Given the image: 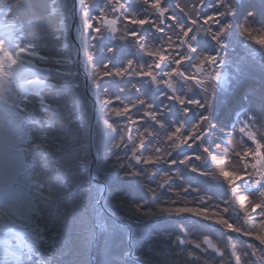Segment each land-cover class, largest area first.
Segmentation results:
<instances>
[{
  "label": "snow or ice",
  "instance_id": "1",
  "mask_svg": "<svg viewBox=\"0 0 264 264\" xmlns=\"http://www.w3.org/2000/svg\"><path fill=\"white\" fill-rule=\"evenodd\" d=\"M23 3L0 0V264H64L53 249L68 224L60 208L74 194L73 176L88 184L75 264H101L90 256L101 236L169 217L208 222L220 238L154 235L163 251H148L157 259L130 251L113 258L105 246L102 264H178L181 257L196 264H264V108L252 111L256 89L244 87L253 64L264 71V0H51L44 19L55 21L60 33L53 35L62 42L55 56L27 39L15 15ZM237 47L245 54L229 60ZM99 52L108 59L97 63ZM116 81L121 94L135 98L113 96L108 85ZM53 88L70 94H42ZM81 90L91 99H78ZM229 90L238 102L225 122L216 100ZM65 95L67 103H54ZM49 113L76 123L83 139L67 140ZM74 146L83 153L78 166H53ZM16 153L31 162L20 156L11 163ZM113 178L159 203L130 201ZM17 197L30 207L19 221L9 211ZM49 240L50 259L41 260Z\"/></svg>",
  "mask_w": 264,
  "mask_h": 264
},
{
  "label": "trees",
  "instance_id": "2",
  "mask_svg": "<svg viewBox=\"0 0 264 264\" xmlns=\"http://www.w3.org/2000/svg\"><path fill=\"white\" fill-rule=\"evenodd\" d=\"M62 3L63 0H60ZM181 3H187L188 0H180ZM51 4V0H25V3L21 4V6L16 9L15 15L18 20L26 25L25 31L27 34V39L33 40L36 44L40 46V51L44 55L55 56L57 54V49L61 46V41H56L53 39L54 34H60L58 28L56 27V22H49L44 19V16L47 14L49 7ZM35 21L29 24V21ZM70 24V21H69ZM67 39L71 44L73 43V36L71 34L70 27L67 30ZM26 42V41H23ZM130 47V46H129ZM134 51L131 49H125V54ZM245 53L240 47H237L235 51L229 50L228 59L233 60ZM108 59L107 54L104 52L97 53V63L100 61H106ZM113 63L116 64L117 67L121 65V60L119 57L113 60ZM52 66L54 65H46ZM75 71L76 69L73 67L72 69ZM234 70V66L233 69ZM225 71H229V69H225ZM54 78H56V73L52 74ZM59 79H67L71 81L69 77H59ZM111 79V78H106ZM121 86V82H110L108 88L110 93L113 96L116 95H124L126 101L132 100L135 98V93L121 94L119 92V87ZM253 87L256 89V92L252 98V111L256 112L257 115L260 114L262 108H264V96L261 95L264 92V71H261L259 67V63L253 64V66L249 69L247 80L245 81L244 87ZM243 90V89H241ZM59 93H69V89L64 88H53L51 90H46L42 94L46 97H55ZM70 94V93H69ZM78 99L88 100L90 99L89 95L83 93L81 90L80 97ZM68 96H60L58 99L54 100V103H59L61 105L67 103ZM238 102V95L232 90L228 92H221L217 96L216 105H217V113L219 117L227 122L232 118V110L236 107ZM80 105L77 103L76 112L80 114ZM135 111V110H134ZM51 120L55 122V129L59 130L61 127L64 128L63 135L67 140L70 141H80L83 139L82 132L76 123L68 124L66 120L60 119L57 117L55 113H49ZM87 123V118H85V124ZM18 147H19V137H18ZM55 151V149L53 150ZM20 156L24 157L25 162H31L27 155L24 153H16L15 157L10 161L18 163V159ZM83 153L78 147H72L64 152L57 155L53 160V166L59 165L62 169L74 168L79 165L80 160L82 159ZM14 163V164H15ZM31 175L35 176L37 173L33 172ZM41 178L47 177V170L44 173H39ZM163 175V173H161ZM159 177L154 178L158 179ZM52 182L55 183V177H52ZM71 183L74 188V194L71 198L66 201V205L62 204L60 208V215L64 216L67 221V227L62 230V234L60 238L55 241V246L53 250L59 249L62 253L60 259L64 261V264H75V261L80 258L81 247H80V239L78 236V232L80 231L79 226V215L82 213L83 204L81 202V197L86 196V189L88 188V184L84 177L81 176H73L70 178ZM150 183L155 186L154 181ZM203 184V182H199ZM180 182H177L174 187H179ZM112 185L117 191L127 192L128 199L132 202H141L147 200L150 204L159 203V201H153L150 196H148L146 191L138 190L137 186L129 185V184H120L115 181V178L112 179ZM202 187H204L202 185ZM210 191H215V189H210ZM216 194H222V190L216 192ZM168 193L162 194V196L166 197ZM195 194H188L190 206H193L196 202L192 199ZM86 202V201H85ZM65 206L67 207V211L65 212ZM12 212V216L15 220H24L27 217L28 212L30 211V207L23 197H17L14 201V206L9 209ZM117 211H120L117 209ZM75 218V223H74ZM176 217H169L159 220L157 223L150 225L149 227H141L134 225L132 227V231L120 232L117 231L107 239L104 236L100 237L98 245L91 249L90 256L91 259L96 262L99 260L102 264L104 259V249L107 246L110 255L113 258H119L125 251H134V254H144V255H152L153 259H157L158 257L153 255L148 251L149 247H153L158 251H163L162 241L153 240L152 237L155 236H163L166 233H171L173 235H181L185 236L187 233L191 238L200 239L203 235L208 234L216 238H220V234L218 232H214L211 229H208L204 226L203 223H194L193 220L182 219L177 220ZM181 227L184 231H181ZM129 236L131 239H129ZM247 239V238H244ZM131 240V241H130ZM53 242L49 240L48 244L44 246V253L40 256L41 260L50 259L47 249L50 244ZM258 243V242H257ZM188 247V246H185ZM241 248H244V245H240ZM133 249V250H132ZM196 251V250H194ZM211 255V254H210ZM215 259H219V257H215ZM178 264H196L195 261H187L185 262L183 258H177ZM128 264H135V261L129 259Z\"/></svg>",
  "mask_w": 264,
  "mask_h": 264
},
{
  "label": "water",
  "instance_id": "3",
  "mask_svg": "<svg viewBox=\"0 0 264 264\" xmlns=\"http://www.w3.org/2000/svg\"><path fill=\"white\" fill-rule=\"evenodd\" d=\"M71 21H70V25H71ZM70 30H71V34H72V36H73V38L75 39V35H74V27H70ZM73 42H74V40H73ZM90 97V96H89ZM90 99H91V97H90ZM93 167H94V165H93ZM176 219H183V218H176ZM130 231L132 230V228L131 229H129Z\"/></svg>",
  "mask_w": 264,
  "mask_h": 264
},
{
  "label": "rangeland",
  "instance_id": "4",
  "mask_svg": "<svg viewBox=\"0 0 264 264\" xmlns=\"http://www.w3.org/2000/svg\"><path fill=\"white\" fill-rule=\"evenodd\" d=\"M6 161H8V156L6 155L5 157ZM12 163H15V162H12ZM130 231V230H129ZM130 237V236H129ZM131 241V240H130ZM133 250V249H132Z\"/></svg>",
  "mask_w": 264,
  "mask_h": 264
}]
</instances>
